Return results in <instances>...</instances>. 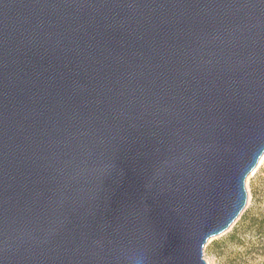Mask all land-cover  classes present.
Listing matches in <instances>:
<instances>
[{"label":"water","instance_id":"1","mask_svg":"<svg viewBox=\"0 0 264 264\" xmlns=\"http://www.w3.org/2000/svg\"><path fill=\"white\" fill-rule=\"evenodd\" d=\"M264 155V0H0V264H207Z\"/></svg>","mask_w":264,"mask_h":264},{"label":"rangeland","instance_id":"2","mask_svg":"<svg viewBox=\"0 0 264 264\" xmlns=\"http://www.w3.org/2000/svg\"><path fill=\"white\" fill-rule=\"evenodd\" d=\"M247 201L237 219L203 247L207 264H264V235L257 225L264 217V155L245 180Z\"/></svg>","mask_w":264,"mask_h":264},{"label":"trees","instance_id":"3","mask_svg":"<svg viewBox=\"0 0 264 264\" xmlns=\"http://www.w3.org/2000/svg\"><path fill=\"white\" fill-rule=\"evenodd\" d=\"M264 210V209H263ZM260 217H264V211L260 213ZM257 230H260L264 235V220L260 221L257 225Z\"/></svg>","mask_w":264,"mask_h":264}]
</instances>
